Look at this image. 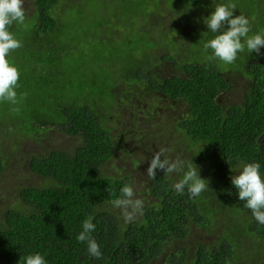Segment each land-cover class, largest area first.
Listing matches in <instances>:
<instances>
[{
  "label": "trees",
  "instance_id": "trees-1",
  "mask_svg": "<svg viewBox=\"0 0 264 264\" xmlns=\"http://www.w3.org/2000/svg\"><path fill=\"white\" fill-rule=\"evenodd\" d=\"M30 1L32 12L27 15L24 9V23H14L9 28L22 46L6 57L18 69L19 80L15 89L17 103L0 102V176L9 171L7 156L2 155V140L15 136L13 132L57 131L74 144L69 145L70 150L46 147L41 156L21 161L49 183L43 187L12 185L17 191L15 201L19 202L5 207L0 214V264H24L20 257L36 253L44 256L46 264H231L234 257L247 261L246 256L258 261L259 251H254L252 245L259 242L264 248V224L258 223L244 206L226 174L234 176L242 164L259 163L264 178V57L249 53L234 62L244 67L233 64L244 80V88L238 100L230 101L225 94L232 91L237 77L231 81L227 71L200 55L186 58V62L175 53L162 56L179 65L172 73L166 70L159 74L163 71L162 66L155 65L157 55L146 56L147 46L153 44L148 32L145 49L137 53L140 45L130 48L125 60L121 56L119 60H109L86 55L101 54L103 36L110 32L104 28L114 21V15L118 23L136 16L146 21L153 17L157 26L162 20L172 28L175 24L190 29L200 25L201 29L190 37L194 49L201 47V43L219 34L208 30L204 20L217 4H228L229 0H115L113 5L119 7L110 13L109 0ZM131 2H142L141 7L133 10ZM261 2L264 0H256L255 4ZM151 7L157 11H151ZM243 15L250 16L246 12ZM67 23L82 29L81 40L97 36L99 42L82 47L84 52L76 55L77 61L71 57L72 63L61 66ZM143 25L147 26L141 24L139 28L146 29ZM122 28L126 32L129 29L127 25ZM254 34L259 33L250 30L249 36ZM168 36L172 43L178 42L171 31ZM195 51L199 53V49ZM107 69H113L115 74L110 75ZM92 72L98 83L84 92L80 75ZM119 86L122 89L118 90ZM236 86L241 88L238 83ZM158 101L178 103L183 112L176 120L169 119L170 126L159 131V146L152 145V140L145 145L147 156L151 150L156 153L165 149L166 137L170 136L188 148L183 171L189 165L197 167L200 177L206 180L202 171L205 173L208 166L209 170L218 169L219 184L192 198L187 187L182 193L174 188L173 182L182 176L175 178L157 169L156 177L149 178L144 190L148 197L144 196L142 214L126 222L122 210L113 207L112 201L120 197L122 187H133L131 180L125 173L107 175L102 167L117 152L121 157L138 150L125 149L117 126L110 125L107 119L111 112L128 111L132 118L125 135L132 137L133 147L141 146L146 138L143 127L152 126L159 114ZM152 132L156 138V132ZM166 155L169 153L165 151L163 156ZM135 162L136 157L131 159V164ZM228 203L237 211L243 210L242 216L247 219L241 228H233L238 229L237 236L229 235L233 230L229 227L217 238L208 237L213 243L195 240L192 253L190 248L172 250L175 241L187 239L191 225L201 228L202 233L215 230L214 226L228 217L215 205ZM89 216L95 224L90 235L100 246V259L87 252V242L76 239ZM242 236L251 241H240Z\"/></svg>",
  "mask_w": 264,
  "mask_h": 264
},
{
  "label": "rangeland",
  "instance_id": "rangeland-1",
  "mask_svg": "<svg viewBox=\"0 0 264 264\" xmlns=\"http://www.w3.org/2000/svg\"><path fill=\"white\" fill-rule=\"evenodd\" d=\"M115 0H109L107 3H111L107 6V10L109 13L113 11V9L116 11L119 5H113ZM135 2H138L139 0H133ZM210 1V0H209ZM212 1V0H211ZM256 0H229L228 3H233L236 5V8L234 9L233 15H243V12L248 13L250 16H245L249 20V27L250 30L253 32H258L259 34L264 35V2L256 3ZM141 3H134L131 2L130 6H133L134 9H138L141 7ZM23 7L28 14L32 12V4L30 0H23ZM166 7L172 6L166 5ZM184 11H188L187 7H184ZM239 10V11H237ZM151 11H157V9H153L151 7ZM207 13L208 10H205ZM109 13H105V15H108ZM111 16V15H109ZM108 16V17H109ZM244 16V15H243ZM107 17V18H108ZM113 20H111V24H106L105 30H110V32H107L103 36V40L105 41L103 46H101V54H98L94 57L90 52H86V55H90L91 58H102V59H118L121 56L123 60L126 59V52L130 50V48H135V46L140 45V47L136 48L137 53H140L142 49H145L147 46V32H148V38H151L153 41L152 45L147 46L148 49L145 51L146 56L151 57L153 55L156 56L157 64L156 66H162V71H159V74H165L167 71L174 72L176 69L173 68L177 67L179 64H172L170 62H164V57L167 55H174L178 59L186 62V58L190 59L193 57H197L200 55L201 57L206 59L207 55L211 54L210 50H205L203 48L204 43H201L200 46H196L195 49H199V53L195 51L194 49V43H192V36L193 32H198L201 29L200 25H196L193 27V29L183 27L181 24H175L173 28L170 24H165V22L159 21V26L156 25L157 21L153 17H151L150 20L146 21L145 17H131L127 19L126 21H123L121 23H118L117 17L114 15ZM158 19V16H157ZM163 22V23H162ZM146 24L147 26L143 25L144 28H139V25ZM161 24L164 26L162 27ZM69 28L66 29L65 34L62 37V46H61V66H65L67 63H72L73 60L77 61V54L84 52L82 47L88 46L92 47L94 44L92 42H99L97 36H89L84 40H81L79 35L82 33L81 28H77V25L70 24ZM128 26V31L126 32V29L122 28L124 26ZM227 25H225L226 29ZM122 28V30L120 29ZM189 29V30H188ZM112 30V31H111ZM133 30L134 34L128 33L129 31ZM172 32V36L174 38L177 37L178 42L172 43L171 38L168 36L167 33ZM122 32H126L127 34H123L121 36ZM102 34V33H101ZM89 42L88 44H86ZM243 42V40H242ZM171 44V45H169ZM172 46V47H171ZM16 50H19L16 49ZM113 51V52H112ZM112 52L111 54H109ZM122 52V53H121ZM244 54H249L247 49L245 48L244 52H240L239 55H237V59L239 60L242 58ZM142 55V54H138ZM253 56L257 55L260 57H264V47H261L260 53L257 54L256 52H252ZM72 57V59H71ZM195 57V58H196ZM164 63V64H162ZM210 64L214 65L215 67L219 66L222 67L223 70L227 71L228 78L232 80L233 77H237V80L234 81V88H232L231 92L228 94H225L226 100H238L240 98V93H243L242 83H244V80L239 77L237 68L234 67L233 64L230 65H224L219 61H211ZM89 64V62H88ZM237 65V64H235ZM240 68L244 69L243 65H237ZM97 67V63L96 66ZM153 66L152 68H154ZM151 68V69H152ZM111 71L112 74H115L113 69H107V71ZM167 70V71H166ZM95 72L92 73H86L84 75H80V77L83 79L82 82V90L84 92L90 91L93 89L98 83V79H94ZM100 79V78H99ZM239 84L241 88H238L236 84ZM123 86L117 87V89H122ZM108 101V100H107ZM153 102V101H152ZM166 101H158L157 108L159 109V114L156 117V121L152 124V126L143 127L144 133L146 135V138L142 140L141 146L137 145L135 147L132 146V137L130 135H125V127L129 125L131 116L128 111H120V112H111L108 117V122L110 125L117 126L116 131L119 134V137L123 140V145L126 147L125 149L131 150V149H137L138 152L136 153H129L125 154L120 157L121 153L117 152L114 156L110 158L107 163H105L102 167V172L106 173L107 175H113L117 176L120 173H125L127 176H129V179L131 180V186L134 192V199H139L143 203H145V197H148L146 193L144 192L145 189L148 187V181L149 176L147 175V168L150 164V160L155 154L152 150L150 151V155L147 156L146 154V147L145 145H149V143L152 142V145L159 146V131L164 128L170 126L169 123H171L170 120H176L177 117H179L180 113L183 112L181 109V106L178 103H171L167 104ZM151 104V103H149ZM110 107L109 105H107ZM125 108H123L124 110ZM111 115H113L111 117ZM170 119V120H169ZM122 126H124L122 128ZM135 131H140V129L134 128ZM156 132V138L153 137V132ZM15 136L8 137L4 140H2V155H6L5 162L9 167L8 174H3L0 176V214L1 211L5 207L13 206L14 203H18L19 199L17 201V191L12 186L13 184L21 185H32V187H43L46 186L49 181L46 178H43L42 176L33 173L29 168L22 163V160L26 161L30 156H41L43 154V151L46 147L49 149H63V150H70L69 145H73V141L67 138L63 133L53 132V133H46L43 134H25V133H18L13 132ZM22 136V138H21ZM1 140V138H0ZM1 143V142H0ZM143 145V146H142ZM174 148H177L178 150H175ZM165 149L166 152L169 153L170 157L169 160L173 161L172 159L175 158H183L181 161H184V159L188 156V148L180 142H177L176 139L171 138L170 136L166 137L165 140ZM166 155V156H169ZM166 156H162L165 158ZM136 157L137 162L134 164H131V159ZM127 158V159H126ZM210 167L208 166L206 172L202 174L207 178L206 184L208 183V187H216L219 184V170H209ZM120 170V171H119ZM184 170V169H183ZM241 170V167L238 169V172ZM238 172H234V175H238ZM173 177L177 178L179 176L183 175V172L178 173H172L170 174ZM228 176V179H231L232 173L226 174ZM12 177V178H10ZM13 183H12V181ZM174 184L176 182H173ZM213 194V193H211ZM221 207L223 210L221 213H227L228 217L223 218L219 221L218 225L214 226L217 227L215 230H212L211 232H204L202 233L201 228H195L191 225L192 232L189 233L186 240H177L175 241V244L172 248V250L182 249V248H190L192 249L190 253L194 251V247L191 246L193 242L197 239L198 241L205 242L206 244L213 243L210 238L208 237H215L222 235L224 231L229 229V227H237L240 225V228L243 224H246L247 219L243 217L242 211L243 210H236L232 208L229 203L226 206H220L215 205V207ZM233 214V215H232ZM235 216V218H233ZM191 231V230H190ZM238 229L231 230V233H229L230 236H237ZM201 237V238H199ZM240 241H251V239L247 238L246 236H242L240 238ZM252 248L254 251H259L257 253L258 261L253 260L250 257L246 258L247 261H239L234 257L233 262L231 264H264V248L261 246V244L258 242L257 244L252 245ZM242 258V257H241Z\"/></svg>",
  "mask_w": 264,
  "mask_h": 264
},
{
  "label": "clouds",
  "instance_id": "clouds-1",
  "mask_svg": "<svg viewBox=\"0 0 264 264\" xmlns=\"http://www.w3.org/2000/svg\"><path fill=\"white\" fill-rule=\"evenodd\" d=\"M235 8L236 5L233 3L217 4L214 11L204 20L208 30L219 33L203 45L206 51L211 50V54L206 56L209 62L219 61L224 65H230L236 61L237 54L244 52L245 48L250 54L252 52L259 54L261 47H264V35L249 36V20L243 15L234 16ZM24 21L23 0H0V102L17 103L15 89L18 86L19 71L10 65L6 57L22 46L9 28L14 23L23 24ZM222 29L224 30L221 31ZM165 151L166 149L161 148L151 158L147 168L149 178L156 177L157 169L164 170L165 174L183 172L182 178L174 185L175 190L182 193L187 187L192 198L200 196L208 188V183L206 184V180L200 177L198 168L189 165L187 171H183V161L179 159L171 161L166 157L162 159ZM231 183L237 190L239 199L245 202L244 206L251 210L255 220L264 224V178L260 175V164H242L238 175L231 177ZM133 197V189L125 185L121 189L120 197L112 201L113 207L122 210L126 222H131L135 214H142L143 202ZM217 209L223 210L221 207ZM92 219L93 217L89 216L83 221L82 231L76 239L87 242V252L100 259L102 257L100 246L90 235L95 230ZM20 259L24 264H46L44 256L39 253Z\"/></svg>",
  "mask_w": 264,
  "mask_h": 264
},
{
  "label": "flooded vegetation",
  "instance_id": "flooded-vegetation-1",
  "mask_svg": "<svg viewBox=\"0 0 264 264\" xmlns=\"http://www.w3.org/2000/svg\"><path fill=\"white\" fill-rule=\"evenodd\" d=\"M164 62H170L172 64V66H173V64H175V62L173 60H170V59H168V60L164 59ZM162 64H164V63H162Z\"/></svg>",
  "mask_w": 264,
  "mask_h": 264
}]
</instances>
